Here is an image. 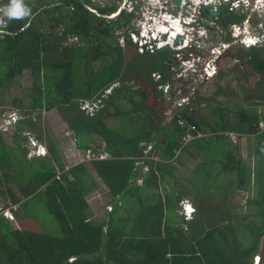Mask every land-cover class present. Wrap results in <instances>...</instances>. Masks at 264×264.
I'll use <instances>...</instances> for the list:
<instances>
[{"label":"trees","instance_id":"trees-1","mask_svg":"<svg viewBox=\"0 0 264 264\" xmlns=\"http://www.w3.org/2000/svg\"><path fill=\"white\" fill-rule=\"evenodd\" d=\"M3 3L9 5L11 0ZM91 3L36 0L25 16L0 24V89L30 73L36 92L34 109L56 108L83 153L92 151L88 161L67 168L55 140L47 141L46 154L32 157L24 143L7 145L0 134V198L6 206L10 201L18 205L13 214L22 225L16 227L0 214V264H256L259 256L264 262V240L260 248L264 237V128L260 126L264 86L249 92L241 86L246 102L232 100L234 107L220 99L230 98L234 90L218 87L202 100H194L196 105L182 106L171 121L164 122L166 110H158L149 100L162 99L159 84L170 80L174 51L170 47L137 51L126 60L116 27L102 16L116 6L97 5L100 12L95 13L89 8ZM225 4L222 17L230 12ZM134 16L135 12L122 11L113 25L123 27L126 43L138 48L128 32ZM240 17L230 12L229 22L223 18L222 23L228 25ZM225 38L231 40V35ZM237 47L234 57L254 74L264 76V45ZM151 55L155 57L149 67ZM97 61L102 63L99 69L94 66ZM219 71L220 76L225 74ZM152 73H158L159 79ZM139 82L144 84L138 86ZM83 101H98L99 106L89 113L82 108ZM203 101L213 106V119L192 114L193 107L202 108ZM180 116L186 125L178 123ZM24 123H18L13 137ZM26 124L33 130L32 120ZM189 125L195 128L188 129ZM204 125L215 132L200 137ZM229 131L254 138L247 146V153L255 157L253 166L242 160ZM189 132L197 137L192 143L202 150L196 157H205L206 171L196 165L194 175L186 177L190 186H185L184 178L179 179L169 169L171 165L165 167L162 159H172L180 147L186 151L184 140ZM143 143L153 145L148 157L140 153ZM105 152L111 156L100 158ZM213 162L217 167H212ZM144 165L148 166L146 177L138 185L135 180ZM89 167L115 198L107 220L91 218L86 197ZM167 176L177 191L164 184L160 190V180ZM239 190L252 192L240 211L230 205ZM186 194L196 199L199 210L193 220H180L176 213ZM206 196L218 201L208 203ZM163 204L169 211L164 228ZM127 207L130 218L124 216ZM33 222L39 228L32 227Z\"/></svg>","mask_w":264,"mask_h":264},{"label":"rangeland","instance_id":"rangeland-1","mask_svg":"<svg viewBox=\"0 0 264 264\" xmlns=\"http://www.w3.org/2000/svg\"><path fill=\"white\" fill-rule=\"evenodd\" d=\"M3 1L4 0H0V21H3V23L0 24L5 26L9 19V17L6 15V12L11 3H9V5H5ZM35 1L36 0H29V2L22 1V10L24 12L30 10V5L35 4ZM227 1L228 0L211 1L212 3L210 8L216 9V13L213 14L211 11H209V13H207L206 15H202L203 10L200 9L201 4H195L192 2V0H183V2L187 3L191 8L186 9L185 11L182 10L181 7L175 5L174 0H168L167 3H165V0H92L93 3L89 4V8L92 9L95 13H98L100 11L96 8L97 5H100L102 8L110 5L116 6V9L114 11L105 13L102 16L106 17V23L111 24L112 28L116 27L115 34L120 35V42L125 45L124 53L126 60L130 59L131 56L137 53V51L138 53H144L147 50L152 51L156 49V46L152 47V43L148 45L145 44L147 45V48L144 49L145 45L143 46L142 41L138 40L140 39V36L147 35V37H149L150 35L155 34L156 31H158V25H161L162 23H168L165 22L166 19L170 20L172 17H174V20H177L178 22L181 21L180 25L182 26V30L185 33V36H188L186 37L187 41L184 42L183 45L175 46L174 40L170 41L169 43H161L164 41L162 40L164 39L162 36L164 34L160 35V41H156V44L158 46L162 44H169L165 47H170L172 51H174L172 54L173 56L169 62L171 64L173 73H171L170 75L171 77L168 84L169 86L173 87L175 93L172 94L171 90L169 92H166V94H164L163 92L162 99L149 101L158 110H162V108L166 110V117L163 119V121L169 122L175 117L174 114L177 113L182 106H185V104L196 105V100H202L205 95L216 91L218 87H223L226 90H234V93L230 95V98L220 96V99L225 105L227 104L228 106L230 105L234 107L235 104L234 102H231L232 100H234L235 102L239 101L243 103L242 105H245L246 100L243 93L244 90L243 88H241V86L244 87V89L248 92L251 88L259 87V89H261L260 87L264 86L262 84L264 76H261L259 73L254 74V71L249 69L250 67L242 64L238 58L234 57V51L236 50V48H238L237 46L247 49L248 46H246L243 42H246L247 44V42L251 43V40L258 41L257 46L259 47H261V45L264 43V0H258V2L257 0H255L254 2H252L253 0H241V2L239 0H232V2ZM243 3L245 5L244 10L240 9ZM137 4L139 6L136 7ZM224 4L229 5L228 9L230 12H238L241 15L243 13H246V19L244 20V22L237 23V21H235L230 22L228 25L221 24L220 21L223 22V18L224 21L226 20L225 15H230V12H228L225 13L223 17L221 16L220 11ZM122 11H125L126 13L135 12V16L131 21L133 26L127 29L128 32L130 31L129 34L131 39L138 42V48L131 47V45H128L126 43L123 27L118 28L119 26L113 25V22H115L114 19L116 17H119L122 14ZM192 17L195 20V26L193 24L185 27L186 24H183V20H190ZM203 20L205 21V24H203ZM177 21L175 22L176 24ZM166 25L164 28L167 27ZM161 29L163 30L162 27ZM133 30L136 33H138L139 31L140 35L139 33L137 35L133 33ZM199 34H201L202 36L199 37ZM227 34L231 35V40H226L225 37L227 36ZM238 34L240 35V38H235V36ZM257 36H259L260 38H258ZM243 38L246 39L243 40ZM178 48V51H181L179 54L175 53ZM224 49H226V51L224 55H222L223 57L221 56L222 58L220 64L217 65V63L214 62V60L217 61L218 59L216 54H218L220 51L224 52ZM258 51L260 52V50ZM211 53H214L216 56L210 57L209 54ZM189 54L194 55L196 60L201 59V56L202 61L205 60L204 62H201L200 65L195 64L198 69L203 70L207 65V62L210 60V64H215L216 66L215 73L206 78V75H204V77H202L201 74L199 75V71L194 72L192 70V67H190L189 61L186 59V57H184ZM152 57L155 56L151 55L148 57L149 67H152L154 62H150ZM101 64L102 63L100 61L94 62V66L97 69L101 67ZM240 65L242 68H240ZM220 68L224 71V75H219ZM240 69H243L242 72L244 74L240 73ZM155 74L157 77L152 73L154 78L158 79V73ZM141 84L143 85L144 83L139 82L138 86H140ZM184 84H186V90L183 89ZM32 85V75L30 73H26L23 77L17 79L11 87H3L0 89V134L3 136L5 143L7 145L16 147L19 143L22 142L29 149V155L33 157L36 156V154L31 151V144L33 141H35L33 138L37 139V141H35L36 143H44L43 145L46 148V152H48L46 143L51 138L52 140L56 141L55 143L58 150L61 152V157L64 164L65 162L71 165L82 161H88L91 152L87 153L88 155H85L83 153L84 149L80 147V149H76V140L74 138V135L70 132L68 122L56 108L52 110L34 109L33 97L36 92L32 88ZM160 85L161 84H159V89L162 90L160 88ZM108 92L109 91H107V93ZM207 106L208 105L205 101L201 103V107H204L202 109H206L209 113V116L206 117L213 118L212 112H215L212 111L213 106ZM195 107L196 106H194L193 108ZM13 116L16 117L17 120L14 123L10 124L9 120H11ZM29 120H32L34 127L33 130L30 131L28 130L29 128H27L28 124H26V122H28ZM112 121L113 123H115L114 120H111V122ZM19 122H25L23 129L19 131V135L13 137V133L17 129H19V127L17 126ZM180 122H184V119H178V123ZM40 136H42L43 138H40ZM93 137L96 138V141L101 142V139H98L96 135H93ZM231 137L237 140V136L235 134H232ZM191 139H193V137L187 136L185 137L184 142H188ZM246 140L240 139L239 143H242L241 147L242 153H244L243 157L250 162L249 166H253L254 160L252 161L251 157L247 155V149L245 148L249 143V140ZM91 146L94 148L95 145L92 144ZM69 149L76 150L75 155L69 154ZM153 157H158V155H155ZM144 167L147 171L148 166L144 165ZM191 169L192 165H189L177 172L176 176L182 175L184 178H186L190 175ZM97 178H100L99 175L97 176ZM216 183H221V181H211V184ZM166 184L168 187H171L169 186V183L166 182ZM248 194H252V192L249 193L239 190L237 194L232 197L230 205L234 206L236 210L239 209L240 211L243 204L245 203V199ZM206 197L208 203L213 202L216 204V202L218 201V198L212 200L209 196ZM235 205L242 206H237V208ZM14 218L15 219L11 220L13 225H15L16 227H22L20 219L16 217ZM32 224V227L39 228V225L36 222H33ZM182 225L184 227L187 226V224ZM259 257L256 258L255 263L264 264L262 259Z\"/></svg>","mask_w":264,"mask_h":264},{"label":"crops","instance_id":"crops-1","mask_svg":"<svg viewBox=\"0 0 264 264\" xmlns=\"http://www.w3.org/2000/svg\"><path fill=\"white\" fill-rule=\"evenodd\" d=\"M202 108H204V107H202ZM202 108H200L199 106H196L195 108L192 109V114L197 116V117H200L202 114L203 117H205L206 119H213L212 117L207 118L206 116H209V113L206 109L203 110ZM212 111H214V108ZM214 132L215 131L208 129V127L206 125H204L203 131H200V133L198 135H200V137H207L208 135L213 134ZM217 132H219L221 134L222 133L228 134V132H223V131H217ZM231 133L237 135V140L233 139V137H232V140L235 141V143L239 146V152L241 153L242 160L246 161L247 165H250V162L247 161L243 157L244 153H242V147H241L242 143H239V140L240 139H245V140L248 139L249 140L248 145H249V144H252L254 142V138H249L246 135H240L239 133H236V132H230V135H232ZM74 138H75V136H74ZM195 138H197V137L194 136L193 139H191L190 141L187 142L188 148L186 151H183L181 149L182 147H180L176 150L175 156L172 159H166V160L162 159V161H165L164 162L165 167L168 165H171V167L169 169H171L175 175H177V172L186 168L189 165H192L190 175H194L193 170L195 169L194 167H196V165H198V166L200 165L206 171V164H205L206 159H205V157H203V156L196 157L198 155L197 153H200L202 150L200 151L198 146L193 145L192 142ZM33 139H35V138H33ZM75 140H76V138H75ZM247 146L245 147L246 149H247ZM75 147H76V149L77 148L80 149L77 145V142L75 144ZM252 150H253V147H252ZM75 153H76V150L69 149V154L75 155ZM103 154H105V153H103ZM247 155L251 157L252 161L255 160L254 159L255 157L253 155H249L248 153H247ZM158 158H159V155H158ZM155 159H157V158H155ZM207 160H211V159H207ZM78 163H80V162H78ZM78 163L69 165L67 162H65L67 168L74 166ZM208 163H210V164H208ZM208 163H207V166L210 167L211 161H209ZM212 164H213L212 167H217V165H218L217 163H214V162ZM200 166H199V169L201 168ZM89 169H91V170H89L88 176L86 177V186H87L86 197H87V200L90 204L91 218L94 221H102L104 219L107 220L109 215H110L109 213L113 210L115 198H113L109 194V190H108L107 186L105 185V183L101 180V178H97V176H98L97 172L95 173V170H92V168H90V167H89ZM146 172L147 171L145 170V167H142L141 175H139L137 180H135V182L138 185H142L144 183V180L146 177ZM178 177H179V179L184 178L182 175H179ZM166 182L169 183L170 184L169 186H171V187H168ZM173 182L174 181H172L169 178V176H167V178L163 181L160 180V183H161L160 184L161 185L160 190L162 191L163 190L162 186L166 185V187L170 188V190L173 188V190L177 191L179 188L174 189L175 184L173 185ZM183 182L186 184V185L184 184L185 186H190L189 182L188 183L186 182V178L183 179ZM186 192H188V190H186ZM161 193L164 194L163 192H161ZM104 198H105L106 204H105ZM183 199H187L192 204V206L195 208V212L192 213V217L190 219H187L185 214L182 211L181 202H180L179 206L178 207L176 206V213L178 214V217L180 220H182V219L193 220L195 218V216L199 214V210L196 208V206L194 204V201H196V199H194L193 196L190 194H188V195L186 194V196ZM198 202H199V200H198ZM163 205H164V215H163V228H164L165 227L164 223L166 222V219L168 218L169 211H168L167 205H165V204H163ZM128 209L129 208L127 207V209L123 210V212L125 213L124 214L125 217L130 218L127 215ZM129 211L131 212L130 209H129ZM129 211H128V213L130 215H132ZM144 214H145V212L142 213V218H144ZM178 217L176 219H178ZM182 223H183V221H182ZM163 228H162V230H163Z\"/></svg>","mask_w":264,"mask_h":264},{"label":"clouds","instance_id":"clouds-1","mask_svg":"<svg viewBox=\"0 0 264 264\" xmlns=\"http://www.w3.org/2000/svg\"><path fill=\"white\" fill-rule=\"evenodd\" d=\"M141 1V0H140ZM211 1H213V0H192V2L193 3H195V4H198V5H200V7L201 8H203V6H211ZM240 2H241V0H239ZM255 0H253L252 2H254ZM168 2V0H165V3H167ZM182 2H183V0H182ZM227 2H232V0H228ZM257 2H258V0H257ZM184 3V2H183ZM137 6H139L138 4L136 5V7ZM212 9V8H211ZM211 9H210V11H211ZM27 13L26 12H24L23 10H22V0H11V4H10V6L8 7V10H7V12H6V15L9 17V19H13V18H15V19H20V18H22L23 16H25ZM194 19H193V17L190 19V20H186V19H184L183 20V24H186L185 25V27H187V26H190V25H193L194 24ZM0 23H3V21H0ZM133 33H135L136 35L139 33V31H138V33H136L134 30L132 31ZM131 32V33H132ZM181 32V31H180ZM159 33H164L163 31L162 32H158V33H155V34H152V35H150L149 37H147V35L146 36H140V39H138L139 41H142V44H143V46L145 45V44H153L152 45V47L154 46H156V48H162V47H165L166 45L168 46L169 44H166V45H160V46H158L157 44H156V41L158 40V41H160L159 39H160V35L161 34H159ZM183 34V33H182ZM185 34V33H184ZM242 34V33H241ZM139 35H140V33H139ZM163 36V35H162ZM202 35L201 34H199V37H201ZM240 35L238 34V35H236L235 36V38H240L239 37ZM242 37V36H241ZM258 38H260L259 36H257ZM175 38L176 37H174V42H175ZM162 39V38H161ZM231 39H232V37H231ZM244 39H246V38H243V40ZM134 41V40H133ZM263 41H264V39H263ZM135 43H137V45L139 46V44H138V42L137 41H134ZM246 46H248L247 48H249V47H252V46H257L258 45V41H255L254 43H250L249 45H247L246 44V42H243ZM141 44V45H142ZM184 44V43H183ZM183 44H177L178 46L179 45H183ZM147 45H145L144 46V49H146L147 48ZM179 50V48L177 49V51ZM225 51H226V49H224V52H219L218 54H216L217 55V57H218V59L222 56V55H224V53H225ZM214 53H216V52H214ZM214 53H211V54H209L210 55V57H215L216 55L214 54ZM198 56H201V55H198ZM184 57H186V59L189 61V63H190V67H192V65H200V63L201 62H204L205 60H203L202 61V56H201V59H197L196 60V58H195V56L194 55H186V56H184ZM217 59V60H218ZM209 63L211 62L210 60L208 61ZM207 62V63H208ZM214 62H216L217 63V61L216 60H214ZM154 74V76H156V74L155 73H153ZM159 77H160V75H159ZM159 79V78H158ZM115 84H113V86H114ZM186 85V84H185ZM112 86V87H113ZM111 87V88H112ZM111 88H108V90L107 91H111ZM160 88L163 90V92H164V94H166V92H169L170 90L172 91V94H174L175 93V90H173V87L172 86H169V84H161L160 85ZM179 89V88H178ZM177 89V90H178ZM186 105V104H185ZM181 117V116H180ZM186 123L187 122H185V120H184V125H186ZM180 124V123H179ZM181 125V124H180ZM192 127V125H189L187 128L188 129H190ZM39 144H41V145H43L42 143H39ZM149 144L148 143H143V147H142V150H141V152H143L144 151V149H145V147H147ZM37 148V147H36ZM152 148H153V145H152ZM152 148H151V150H152ZM150 150V151H151ZM150 151H149V153H150ZM149 153H148V156H149ZM143 154H144V152H143ZM44 155V154H43ZM104 155V154H103ZM105 155H107L106 157H109V156H111V155H109L108 153H106L105 152ZM30 156V155H29ZM36 156H39V155H36ZM106 157H104V158H106ZM154 158H158V157H154ZM185 200V199H184ZM184 200H182L181 201V207H182V211H183V213L185 214V216H186V212H185V205H184V203H183V201ZM190 203V202H189ZM191 204V203H190ZM192 205V204H191ZM193 207V206H192ZM194 208V207H193ZM193 212H195V208L192 210V212L191 213H193ZM192 217V216H191ZM191 217H187L186 216V218L187 219H190Z\"/></svg>","mask_w":264,"mask_h":264},{"label":"built area","instance_id":"built-area-1","mask_svg":"<svg viewBox=\"0 0 264 264\" xmlns=\"http://www.w3.org/2000/svg\"><path fill=\"white\" fill-rule=\"evenodd\" d=\"M250 43L249 42H247V45H249ZM192 70L194 71V72H200L199 73V75L201 74L202 75V77H204V75H206V78L207 77H209V76H211V75H213V73H215V71H216V66H215V64H210L209 62L207 63V65L204 67V69L202 70V69H198V67L197 66H195V65H192ZM158 76H159V74H157ZM157 77V76H156ZM99 106V102L98 101H96V102H91V101H84L83 103H82V108H84L87 112H89V113H92L97 107ZM179 119H181V117H179ZM17 120V118L16 117H12V119L11 120H9V123L11 124V123H14L15 121ZM183 120V119H182ZM180 124L181 125H184V122H180ZM260 126H261V128H264V121H261L260 122ZM192 128H195V125H192V127H191V129ZM187 136H191V137H193V134L191 133V132H189L187 135H186V137ZM35 141H37L36 139H34ZM35 141H33L32 142V144H31V151H33L36 155H43V154H46L47 152H46V148H45V146L44 145H41V144H39V143H36ZM37 147V148H36ZM151 148H152V144H149L147 147H145V149H144V157H148V153H149V151L151 150ZM107 155H100L99 157L100 158H104V157H106ZM183 203H184V205H185V212H186V216L187 217H191L192 216V210L194 209L193 207H192V205L191 204H189V202L187 201V199H185L184 201H183ZM15 209H18V205L17 204H14V203H12V201H10V202H8V206H6L5 204H4V202H2V199L0 198V214H3L5 217H7L8 219H10V220H13V219H15L14 218V214H13V210H15Z\"/></svg>","mask_w":264,"mask_h":264},{"label":"bare ground","instance_id":"bare-ground-1","mask_svg":"<svg viewBox=\"0 0 264 264\" xmlns=\"http://www.w3.org/2000/svg\"><path fill=\"white\" fill-rule=\"evenodd\" d=\"M176 21L177 20H174V17H172L170 20L166 19L165 22H168V23H165V24L162 23L161 25H158V31H156V33H158L159 31L160 32L163 31L164 33H159V34H161V35L164 34L166 36V39H162L164 41L161 43H164V42L169 43L170 41L174 40V37H176L178 34H182V33L184 35L183 43L187 41L186 37H188V36H185V34L182 30V26L180 25L181 21L180 22L177 21V24L175 23ZM165 25L167 26L166 28H164ZM161 27L163 28V30L161 29ZM155 30H156V28H155ZM254 42L255 41L251 40V43H254ZM183 43H179V44H183ZM174 44H175V42H174ZM175 46H177V44H175Z\"/></svg>","mask_w":264,"mask_h":264},{"label":"water","instance_id":"water-1","mask_svg":"<svg viewBox=\"0 0 264 264\" xmlns=\"http://www.w3.org/2000/svg\"><path fill=\"white\" fill-rule=\"evenodd\" d=\"M174 3H175V5H177L178 7H181L182 10H184V11H185L186 9H191V8L188 6V4H187V3H183L182 0H174ZM211 12H212L213 14H215V13H216V9L212 8V9H211ZM163 38L166 39V36L163 35ZM183 40H184V35H183V34H178V35L176 36V38H175V44L183 43ZM141 150H142V149H141ZM141 150H140V153H141ZM263 240H264V237H263L262 242H261V244H260V248H261V249H262V247H263Z\"/></svg>","mask_w":264,"mask_h":264},{"label":"flooded vegetation","instance_id":"flooded-vegetation-1","mask_svg":"<svg viewBox=\"0 0 264 264\" xmlns=\"http://www.w3.org/2000/svg\"><path fill=\"white\" fill-rule=\"evenodd\" d=\"M212 3V2H211ZM211 6H203V8H200V9H202V10H200V11H202V15H206L207 13H209V11H210V8ZM244 8H245V5H244V3L242 4V6L240 7V9H242V10H244ZM237 13V15H239V17H240V20L239 21H237V23H243L244 22V20L246 19V13H243L242 15L240 14V13H238V12H236ZM224 15V14H223ZM201 17H203V16H201ZM229 15H225V19H226V21H228L229 22ZM117 19V17L114 19V21ZM109 20V19H108ZM203 22V24H205V21L203 20L202 21ZM228 22H226V23H228ZM220 23L221 24H223V25H225L224 23H222L221 21H220ZM206 25H208V24H206ZM194 26H195V24H194ZM264 45V43L261 45V46H263ZM237 67V66H236ZM240 68H242L241 66H240Z\"/></svg>","mask_w":264,"mask_h":264}]
</instances>
